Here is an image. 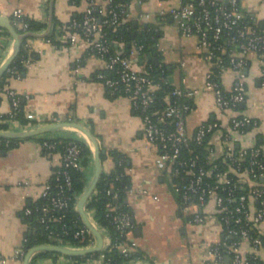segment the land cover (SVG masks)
<instances>
[{
    "label": "crops",
    "instance_id": "crops-1",
    "mask_svg": "<svg viewBox=\"0 0 264 264\" xmlns=\"http://www.w3.org/2000/svg\"><path fill=\"white\" fill-rule=\"evenodd\" d=\"M239 1L246 17L264 31V0ZM177 5H180L179 0H145L137 5L135 13H150L154 18L141 24L135 20L134 14L128 22L138 24L135 29L140 34L146 30V25L157 33L153 45L155 52L151 53L153 58L150 60L146 56L143 58L145 63L153 61L167 66L169 80L175 88L199 91L192 100L194 109L187 117L188 130L194 133L200 125L214 122L220 116L216 96L206 87L210 64L199 49L198 38L184 36L171 16L159 17L162 10ZM83 6H72L67 0H0V16L11 19L14 11L21 8L25 17L47 24L42 31L30 32L34 34L28 38V49L33 55L27 61L30 64L26 62L21 75L12 74L2 86V89L8 87L18 94L27 123L4 119L12 110L11 100L4 96L0 102V127H3L0 131H32L57 123L85 126L99 142L104 152L102 156L106 155L105 159L102 158L103 174L112 173L116 167L110 153L120 152L124 155V171L131 179V187L150 192V195L132 196L126 200L134 209L137 224L129 235L130 239L138 243L148 260H132L125 264H204L209 245L222 237L215 215V202L211 200L204 209L207 216L205 224L190 222L181 210V200L173 191L172 180L156 167L157 151L145 137L143 120L134 109L132 100L127 96L112 97L103 82L95 79L97 72L106 69V61L99 56H88L84 46L66 44L64 25L82 15ZM54 18L61 23L59 26L55 25ZM54 31L55 37L50 43L49 36ZM13 51V37L0 30V67ZM128 54L141 61L136 52V42ZM263 67L264 57L257 54L249 57L247 98L244 108L240 109L241 114L261 123L259 143L264 142ZM220 80L223 89L230 91L236 73L227 68ZM69 138L85 141L93 152L86 171V190L95 176V146L74 128H60L35 137L16 139L19 141L16 145L0 151L6 153L0 155V264H25L28 252L23 258H15L16 251L24 247L28 234L33 231L25 211L40 200L45 184L52 178L54 170L62 165L63 150L50 155L44 150L42 140ZM215 142L219 143V140L216 138ZM105 237L109 242L110 237ZM242 249L244 253L251 252L247 242L243 243ZM258 255L264 261V249ZM30 264L103 262L100 258L91 257L74 263L62 255L33 258Z\"/></svg>",
    "mask_w": 264,
    "mask_h": 264
},
{
    "label": "built area",
    "instance_id": "built-area-1",
    "mask_svg": "<svg viewBox=\"0 0 264 264\" xmlns=\"http://www.w3.org/2000/svg\"><path fill=\"white\" fill-rule=\"evenodd\" d=\"M67 1L72 6H84L81 19H72L64 25L66 44L84 46L87 54L106 61L105 70L111 71L112 76L99 74L98 78L110 95L120 94L132 100L134 109L143 120L145 137L157 151L156 167L168 175L172 182L173 176L180 179L179 183H173V191L181 200L182 212L190 222L205 224L207 216L204 209L214 200L222 237L209 245L204 264H257V260L262 261L258 255L264 249V142L259 143L262 126L252 117L241 114L240 109L247 98L245 71L249 57L252 54L264 57V31L246 17L239 0H179L180 5L160 12L161 18L171 16L184 36L198 38L199 49L210 64L206 87L216 96L220 117L214 122L200 125L194 133H190L187 117L194 109L192 100L199 91L175 88L167 102L160 105L156 94L163 83H171L169 78L158 81L150 75L153 66L143 61L144 45L141 41L136 42V52L141 59L139 62L128 54L123 42L112 41L105 31V27L128 23L134 14L138 23L150 22L154 18L152 14L135 13L137 5L143 4L145 0H132L129 3L115 0ZM24 19L21 8L15 10L11 18L13 26L21 30L23 35L31 32L29 23ZM48 41L51 43L52 39ZM224 54L228 59L222 57ZM159 68L165 76L164 66L159 64ZM215 68L219 71V77L215 74ZM227 68L236 73L230 91L223 89L220 80ZM76 71L79 72V69ZM262 80L264 82V67ZM4 96L12 104L8 119L16 120L21 111V99L8 87L0 88V102ZM216 138L219 143L215 142ZM6 144L8 146L9 142ZM42 146L50 155L57 148L56 143L47 140L42 142ZM82 153L83 149L77 142L71 141L65 146L62 165L53 173L56 175L57 191L53 194L54 187L49 180L41 194L40 199L48 200L42 207V224L57 222L59 219L53 213L65 211L74 199L77 203L81 196L73 192L71 172L81 167ZM147 195L150 192L144 189L131 187L128 191V198ZM155 199L158 200V197ZM110 212L114 213L115 210L112 208ZM87 213L91 221L109 236L97 224L94 215L92 217L93 212ZM31 214L32 209L27 208L25 216ZM111 216L120 230L134 227L129 214ZM93 236L91 230L83 225L74 238ZM244 242L249 244L250 253H244ZM61 246L84 249L94 245L79 248L68 244ZM111 246L128 255L132 248L138 247V243L132 240L129 245L113 244L110 237L103 251ZM25 255L26 251L22 248L16 251L15 258ZM100 260L104 263L106 256L101 255ZM3 262L6 263L5 260Z\"/></svg>",
    "mask_w": 264,
    "mask_h": 264
},
{
    "label": "trees",
    "instance_id": "trees-1",
    "mask_svg": "<svg viewBox=\"0 0 264 264\" xmlns=\"http://www.w3.org/2000/svg\"><path fill=\"white\" fill-rule=\"evenodd\" d=\"M116 2H125L129 3L132 0H115ZM98 16H100L99 12H96ZM82 15L74 17L73 19H81ZM25 22L29 23L30 29L29 31L32 32H39L46 29L47 24L41 23L36 20L30 19L25 17ZM54 23L56 26H59L61 23L54 18ZM6 34L10 35L6 29L0 28ZM105 31L108 32L109 38L114 42H123L126 46V49L131 51V46L134 42H140L144 45L143 49V56L151 55L152 52H155L153 48L154 42L157 37V33L153 30L149 29L148 31L145 30L142 34L135 29L134 22H128L125 24H120L117 26H108L105 27ZM18 32H22L18 30ZM56 31L52 33L49 38L53 40L55 37ZM28 39L23 42L21 51L16 58V60L12 63L10 70L14 71L16 75H21V73L25 70L26 62L33 57L29 52L28 47ZM89 56V54H87ZM223 58L228 59V57L224 54L222 55ZM150 65L153 66V71H151L150 75L154 77L158 81H162L169 78V68L164 66L165 68V76L162 75L161 69L159 68V64H155L153 61H149ZM7 72L4 78L0 81V88L3 86L5 79L9 76H12V72ZM99 74H105L107 76H112V72L108 70H101L96 73L95 79L99 80ZM215 74L217 77L220 76L219 71L215 68ZM219 79V78H218ZM175 89V85L172 83L164 84L162 88L157 92V102L164 105V102H167L168 96L172 93ZM108 90V89H107ZM109 93V91H108ZM110 94V93H109ZM112 97L122 96L120 94L111 95ZM9 116L4 117V119L8 118ZM16 120L20 121L22 124H26L27 120L24 118L23 109L17 114ZM3 129V127H0ZM46 140H42L44 142ZM56 143L57 150H63L65 146L71 142H77L83 149L82 153V161L81 167L76 170H72V177H73V192L76 196L81 195L86 188V171L90 166L92 161L93 152L90 146L85 142L77 138H69V139H58V140H47ZM9 142L7 146L6 143ZM19 141L18 140H6L0 138V151H6L10 149L12 146L16 145ZM110 156L113 158L114 162L116 163V167L114 171L110 174H102L100 181L92 194L90 200L86 205V210L93 212L94 218L97 224L105 229L108 235L111 237L112 243H123L125 245H129L131 243L130 233L134 232L136 227V222L134 219V209L126 203L128 199V191L132 186L131 179L125 173L124 167V155L120 152L113 151L110 153ZM103 159L106 158V155L102 156ZM58 170L55 169L54 172L56 173ZM51 184L53 185V194L56 193L57 189L56 186V175L53 174L52 178L50 179ZM180 179L177 176H173V183H179ZM48 203V200L40 199L35 204L31 205L30 208L32 209V214L27 216L28 221L30 222L33 231L28 234L26 238V242L24 244V250L26 253L35 246L38 245H46V244H54V245H62L68 244L69 246L73 247H88L93 246L96 243L95 236L85 239H75V233L80 230V228L84 225L82 221L81 215L76 210V199H74L70 206L61 212H55L53 215L55 218L59 219L57 222H51L49 224H42L40 218L42 216V207L44 204ZM114 209L115 212L111 213L110 210ZM129 214L133 221V228L127 229L126 231L118 229V227L113 222V216L111 215H123ZM110 215V216H109ZM101 255L106 256V260L103 264H125L126 262L132 260H148L145 252L137 247L132 248L128 255L123 254L118 248L111 246L107 248V250L102 251L100 253L91 254L83 257H68L74 263H80L88 260L91 257L100 258ZM62 254L54 253V252H44L36 255L34 260L39 257H59ZM251 257V256H250ZM252 261L253 258L251 257ZM255 262V261H254ZM257 264H264L262 261L256 262Z\"/></svg>",
    "mask_w": 264,
    "mask_h": 264
},
{
    "label": "water",
    "instance_id": "water-1",
    "mask_svg": "<svg viewBox=\"0 0 264 264\" xmlns=\"http://www.w3.org/2000/svg\"><path fill=\"white\" fill-rule=\"evenodd\" d=\"M52 14V13H51ZM52 23V22H51ZM0 27L5 28L9 34L14 39V51L11 57L0 67V81L4 78L5 74L10 69L12 63L16 60L18 57L23 42L33 36V33L28 34H21L18 32V30L13 26L11 19L8 17L0 16ZM135 28H138V24H135ZM145 29H149V25L145 26ZM131 46V44H129ZM152 55H149V59L152 60ZM154 61H157V59H154ZM248 72V69L245 71ZM244 108V105L241 106ZM60 128H74L78 130L79 132H82L86 138L95 146V164H96V171L95 176L88 186V188L81 194L78 202H77V212L81 215L83 224L91 230L93 235L96 238V243L93 247L90 248H84V249H73L68 248L61 245H54V244H46V245H38L30 249L26 255L25 264H30L32 259L44 252H54L59 253L67 257H83L91 254L100 253L104 250L106 245V237L105 234L91 221L87 210L86 205L88 201L90 200L92 194L94 193L100 178L103 174V163H102V154H104L103 151L100 149L99 142L97 141L96 137L92 134V132L86 128L85 126L77 123H57V124H50L41 128H38L36 130L32 131H0V138L6 139V140H16V139H27L31 137H35L41 134L49 133L52 131H55ZM5 155L6 153L0 152V155ZM127 203V201H126ZM137 230L140 231V228H137ZM229 261V258H227V262ZM151 264V263H146Z\"/></svg>",
    "mask_w": 264,
    "mask_h": 264
}]
</instances>
